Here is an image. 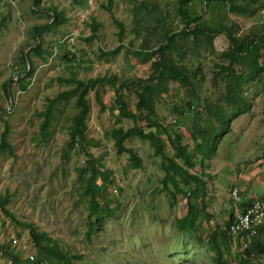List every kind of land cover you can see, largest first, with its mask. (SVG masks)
Listing matches in <instances>:
<instances>
[{
    "label": "rangeland",
    "instance_id": "374dc122",
    "mask_svg": "<svg viewBox=\"0 0 264 264\" xmlns=\"http://www.w3.org/2000/svg\"><path fill=\"white\" fill-rule=\"evenodd\" d=\"M34 2L0 0V143L9 125L8 142L13 147V152L0 150V198L8 194L7 209L16 220L35 223L40 231L47 232L70 254L72 264H214L208 243L211 229H224L230 217V176H237L238 168L247 164L245 147L264 159V75L251 81L253 109L245 110L230 124L216 157L195 168L204 171L208 181L205 203L210 215L201 219L197 236L178 229L176 217L186 197L178 194L174 199L162 190L164 171L150 142L138 136L125 140V146L142 159V166L133 168L130 155L118 152L112 131L120 126L129 129L135 124L148 129L143 117L136 121L123 117L117 122L116 88L121 89L129 108L136 111L139 79H146L152 62L159 59L155 55L143 61L137 51L167 43L164 31L169 32L170 37H175L165 50L171 51L190 71H198L195 81H200L196 86L199 102L188 88L171 82L169 92L154 98L157 119L162 127H170L177 119L175 126L196 157L197 140L192 133L209 124L201 121L195 126V121L209 115L206 99L216 102L225 91L227 81L217 75L221 67L216 66L225 65L228 60L222 55V45L217 48L203 40L196 44L192 35L184 34L182 29L189 15H202L203 24L214 25V19L221 21L219 15L223 18L228 12L224 22L231 12L222 6L215 10L211 7L213 2L205 5L200 0H193L182 13L178 10L179 0H113L112 4L109 0H39L37 7ZM53 8L63 13L66 21L50 27ZM118 22L124 24L122 37ZM96 23L97 37L91 39L92 25ZM38 43V51L25 61L23 55L27 56ZM119 45L117 52L102 54ZM30 67L34 71L26 74ZM103 76L116 77L117 84L106 82L90 90L86 146L99 165L102 163L101 169L110 174L112 182L105 185L100 199L104 208L113 212H104L88 237L89 200L82 194L84 176L89 175L88 156L78 145L68 144L69 127L78 112L76 97L54 103L47 140L41 136L44 117L39 113L47 109L50 98L75 86L67 79ZM5 81H9L8 92L4 89ZM125 81L130 88L121 85ZM97 97L107 108L101 109ZM225 106L227 112L237 110L229 102ZM212 122L215 124L214 119ZM247 128L251 134L246 137L243 129ZM156 131L162 133L160 127ZM167 151L173 154L169 144ZM249 183L251 180L246 179L244 184L249 187ZM254 191L264 196L260 185ZM15 219L0 209V264H12V252L19 254V264H49L38 263L44 253L34 247L29 229ZM256 240L264 244V226ZM239 248L233 237L229 264H236L245 253H240ZM30 254L35 259L29 258ZM249 258L250 264H264V252H255Z\"/></svg>",
    "mask_w": 264,
    "mask_h": 264
},
{
    "label": "trees",
    "instance_id": "16d2710c",
    "mask_svg": "<svg viewBox=\"0 0 264 264\" xmlns=\"http://www.w3.org/2000/svg\"><path fill=\"white\" fill-rule=\"evenodd\" d=\"M38 1L39 0H35L33 6L37 7ZM179 1L178 10L182 13V10L184 11V8L193 0ZM200 1L205 5H211L214 1L224 4L227 3L231 12L239 11V9L234 6V0ZM112 2L113 0H109L110 4H112ZM50 16L53 18L51 23L48 25L50 27L58 26L66 21L65 15L58 12L56 8L52 9ZM187 18L188 21L182 29V32L184 34L192 35L194 43L199 44V41L203 40L206 44L213 46L217 34L225 31V28L231 42L229 49L222 53L224 59L228 60V63L226 65H221V69L217 72L218 76L227 81L225 91L221 93L216 102H209V100L206 99L207 103H205V105L207 106V104H209V115L206 119L197 118L195 121V126L200 125L201 121H205L209 124L208 127H199V129L194 130L192 133L193 137L197 140L194 148L196 157L189 145L183 141V133L179 130V128H177V126H175L177 119H174V124H171L170 127H162L157 119L158 115L154 98L160 97L163 93L169 92L171 82H178L181 86L188 88L189 92L196 96L197 101L199 102L196 86L198 84L200 85V81H195L198 71L197 69L190 71L187 66L180 64L176 60L171 51L165 50L166 47L167 49L168 47L170 48L171 45L169 46V44L175 37V35H171L170 37L168 34L169 32L164 31V38L168 40L167 43H165V40V44L162 45V43H160L153 49L142 48L137 51V54L143 61L154 58L155 55H159V59H155L152 62L150 75L146 79H139V87L141 90L136 92L138 95L136 111L129 108L127 100L123 97L122 93H120L121 89L116 88L115 102L118 106L117 122H119L123 117L133 119L134 121L143 117L148 123V129H144L136 124L129 129H124L120 126L113 129L112 134L118 152H126L130 155V165L133 168H140L142 166V159L132 148L125 146V140L133 136H138L139 138L150 142V145L154 149V154L161 159L160 167L164 171V177L162 178V190L171 193L174 199L178 194H183L186 197V203L181 210H179L176 217V225L179 230L188 231L194 236H197L200 230L201 219H208L210 215H208V212L206 211L207 205L205 203L208 181L204 178V171L198 172L195 168L197 165H201V167L205 166V161L212 159V157L216 155L218 146L227 130H229L232 120L250 108L251 103L243 96L244 86L247 83L254 81V79L260 78L264 75V40H262L260 36H256L259 39L258 41L249 37L247 40L243 39L241 45L238 38L232 36V27L223 28L224 25L222 27H215L214 25L209 27L208 25L203 24L202 15L194 17L189 15ZM118 24L121 27L119 34L122 37L125 31L124 24L120 22H118ZM92 29L93 30L90 35L91 39L97 37L98 24H93ZM39 44L40 43L30 48L27 56L23 55V59L25 61L26 57H31L32 53H36L38 51ZM120 46L121 45L110 51L102 52V54H113L120 49ZM243 52L256 53L258 57L253 61L242 62L241 54ZM260 58L262 59V62L260 61ZM236 63H239L242 67H248V71L244 73L237 72L234 68ZM217 66L220 65L217 64ZM198 69H200V67ZM33 71L34 69L30 67L28 73L26 74H31ZM201 78L204 80L203 72L201 73ZM217 78L218 77L215 76L213 81L216 82ZM67 81L75 83V86L60 92L55 98H50L47 109L39 113V115L44 117L40 126V132L43 139L47 140L48 135L50 134L49 127L51 125V119L53 117L52 108L57 100L76 97V107L78 108V112L73 116L72 124L69 127L70 139L68 144L70 147L78 145L79 148L88 156L87 162L89 166V175L84 176L82 194L89 200V217L91 218L88 229L89 237V234H91L94 227L103 219L104 212L111 213L113 210L109 207L104 208L100 199L105 185L112 182L110 174L106 170L103 171L100 167V165L102 166V163L99 165V160L87 152L86 144L89 141L87 135V118L91 111V106L87 96L90 90L95 89L98 84L108 82L113 86H116L117 80L116 77L103 76L92 77L88 80L72 77L67 79ZM122 84L123 86L130 88L128 81L121 83V85ZM8 86L9 81H5L4 89L7 92L9 89ZM23 87L25 88V86ZM146 94L150 97H147ZM97 100L100 102L102 110L107 108L99 97H97ZM228 102L230 107H237V110L233 109L231 112H227V106H225V104ZM188 104L190 106L189 109H191V102H188ZM174 110L178 111L179 109L174 107ZM180 112L182 114L184 113V111ZM213 119L215 124L212 122ZM156 127H160L162 129V133L156 131ZM9 134L10 127L7 125L2 133L0 150L13 152V147L8 142ZM168 144L172 147L173 154L168 153ZM197 157L199 158L197 159ZM8 202V194L2 196L0 198V209L6 215L15 219L13 214L6 207ZM231 214L232 210L224 229L221 227L211 229L208 245L213 253L212 261L214 264H229L228 251L233 237L229 233L227 227L231 223ZM16 222L20 226L29 229L30 238L34 247L44 253L39 257L38 263L44 261L49 264H72V257L70 254L64 251L59 243L50 237L47 232L40 231L35 223L18 220H16ZM262 228L263 227L257 228L255 235L252 237L250 242L247 243V245L242 246L238 243L240 246L239 249H241L240 253H243L244 251L245 253L242 254L236 264H250L249 257L251 255L253 256L255 252H264V244L256 240V235L261 232ZM11 255L13 259L12 264H19L21 262L18 253L12 252ZM27 260L29 261V258H27Z\"/></svg>",
    "mask_w": 264,
    "mask_h": 264
},
{
    "label": "crops",
    "instance_id": "0c3cea01",
    "mask_svg": "<svg viewBox=\"0 0 264 264\" xmlns=\"http://www.w3.org/2000/svg\"><path fill=\"white\" fill-rule=\"evenodd\" d=\"M221 6L224 9H226L227 11L231 12L229 10V6L227 3L224 4V3L214 1L213 5L211 7H214L216 10V9L220 8ZM234 6H236L239 9V11L238 12H231L229 15L230 18L228 16L227 19L224 20V22H222V20H223V18L226 17L228 12L223 14V18L221 15L218 14L219 17L221 18V21H220V19H219V21H218V19H214L215 20L214 26L215 27H222L224 25L223 28L232 27V36L237 37L241 45H242V40L243 39L247 40L249 37L254 38L256 41H258L259 39L256 36H260L261 39L264 40V0H234ZM208 26L210 27L212 25L208 24ZM224 30L225 31L217 34V36H216L217 40L215 38L214 45L216 44L217 48H220L222 45V48L225 49V51H227L230 47L231 42L229 40V35H228L226 28ZM259 43H262V42H259ZM225 51H223V52H225ZM263 53H264V50H263ZM257 57H258V55L256 53L243 52L241 54V61L242 62L253 61ZM260 61L262 62L261 58H260ZM216 67H218V66H216ZM219 67H221V66H219ZM234 68L239 73H244V72L248 71L247 70L248 67H246V66L242 67L239 63H236L234 65ZM247 85H249V86H247ZM225 86H226V84H225ZM252 86H253V82L247 83L244 86V93H243V96L246 97L247 100L251 103L249 110L251 109L252 103H253V100H250L251 96L253 95V93H251ZM222 87H224V86H222ZM258 89H260L259 86H258ZM239 115H241V114H239ZM234 119L232 120L231 125L233 124ZM231 125H230V127H231ZM243 130H244V135L246 137L251 134L250 128L243 129ZM228 131H230V129ZM232 131H233V129H232ZM225 135L222 138V140L225 139ZM222 140H221V142H222ZM221 142H220V144H221ZM220 144H219L218 149H217V154L219 153ZM247 147H245L244 148L245 151H243L244 153H246V156L248 158L247 164L245 163V166L238 168L237 176H234V175L230 176V183L228 185V187L230 188V191H231V188L235 185H237L239 187L240 195L242 197V200H243L245 206H247L249 203H251L254 199H257V198L264 199V196H261L258 192L254 191L258 185H260V187L264 191V162H263L264 159L260 157L261 155L258 152L249 153L248 151H246ZM216 155L214 156V158L216 157ZM249 170H250V172H248ZM246 179L251 180V184L249 183V185H250L249 187L244 184Z\"/></svg>",
    "mask_w": 264,
    "mask_h": 264
},
{
    "label": "built area",
    "instance_id": "2783aa9c",
    "mask_svg": "<svg viewBox=\"0 0 264 264\" xmlns=\"http://www.w3.org/2000/svg\"><path fill=\"white\" fill-rule=\"evenodd\" d=\"M230 197L232 218L227 228L232 237L236 238L242 246H245L255 235L257 228L264 226V199H254L245 206L237 186L231 189ZM28 257L35 259L32 254Z\"/></svg>",
    "mask_w": 264,
    "mask_h": 264
},
{
    "label": "clouds",
    "instance_id": "9594fccd",
    "mask_svg": "<svg viewBox=\"0 0 264 264\" xmlns=\"http://www.w3.org/2000/svg\"><path fill=\"white\" fill-rule=\"evenodd\" d=\"M239 174H240V173H239ZM235 186H237V185H235ZM233 187H234V186H233ZM233 187H232V188H233ZM237 187H238V186H237ZM232 188H231V189H232Z\"/></svg>",
    "mask_w": 264,
    "mask_h": 264
}]
</instances>
